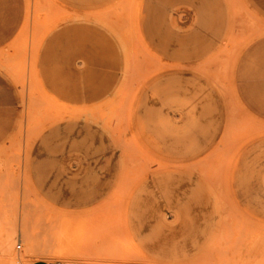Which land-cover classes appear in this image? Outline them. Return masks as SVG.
I'll list each match as a JSON object with an SVG mask.
<instances>
[{"label": "rangeland", "instance_id": "1", "mask_svg": "<svg viewBox=\"0 0 264 264\" xmlns=\"http://www.w3.org/2000/svg\"><path fill=\"white\" fill-rule=\"evenodd\" d=\"M138 3L19 0L18 31L0 44V264L44 258L46 231L64 257L94 249L95 264H264V112L246 108L234 86L239 56L264 36V12L226 0L225 44L199 70L221 99L220 128L198 154L169 159L135 127L138 97L173 69L142 43ZM78 119L111 136L121 173L91 220L74 223L35 186L36 147L48 129Z\"/></svg>", "mask_w": 264, "mask_h": 264}, {"label": "crops", "instance_id": "2", "mask_svg": "<svg viewBox=\"0 0 264 264\" xmlns=\"http://www.w3.org/2000/svg\"><path fill=\"white\" fill-rule=\"evenodd\" d=\"M98 6L109 0H64ZM264 12V0H253ZM19 0H0V44L18 31ZM136 31L142 43L173 67L155 78L135 105V127L145 146L162 158L194 156L216 136L222 102L199 70L216 58L230 28L226 0H139ZM234 86L246 108L264 112V36L239 56ZM44 156L35 185L56 211L78 223L91 220L113 192L121 173L116 145L103 128L87 120L62 122L48 129L36 147ZM142 233L140 240H149ZM45 257L30 264H95L96 251L60 254L61 245L46 231Z\"/></svg>", "mask_w": 264, "mask_h": 264}, {"label": "bare ground", "instance_id": "3", "mask_svg": "<svg viewBox=\"0 0 264 264\" xmlns=\"http://www.w3.org/2000/svg\"><path fill=\"white\" fill-rule=\"evenodd\" d=\"M66 13V12H65ZM264 28V27H263ZM261 29V28H260ZM237 53V52H236ZM235 55V54H234ZM236 56V55H235ZM233 59V58H232ZM233 63V62H232ZM231 66V65H230ZM233 66V65H232ZM231 66V67H232ZM232 69V68H231ZM230 74V73H228ZM232 78V77H231ZM218 79V78H217ZM230 81V80H229ZM222 82V81H221ZM224 82V81H223ZM228 83V82H227ZM228 96V95H227ZM229 97V96H228ZM230 98V97H229ZM127 112V111H126ZM13 235V234H12ZM15 235V234H14ZM13 238V237H12ZM12 238H8L7 240V244L5 245V248H7L6 250H8L9 252L12 251V242H13V239ZM4 248V247H3ZM4 250V249H3Z\"/></svg>", "mask_w": 264, "mask_h": 264}, {"label": "built area", "instance_id": "4", "mask_svg": "<svg viewBox=\"0 0 264 264\" xmlns=\"http://www.w3.org/2000/svg\"><path fill=\"white\" fill-rule=\"evenodd\" d=\"M20 247V246H19Z\"/></svg>", "mask_w": 264, "mask_h": 264}]
</instances>
